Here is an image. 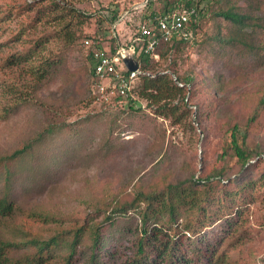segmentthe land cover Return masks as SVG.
<instances>
[{
    "label": "rangeland",
    "instance_id": "obj_1",
    "mask_svg": "<svg viewBox=\"0 0 264 264\" xmlns=\"http://www.w3.org/2000/svg\"><path fill=\"white\" fill-rule=\"evenodd\" d=\"M51 1L0 0V156L19 146L35 129L47 123L54 125L73 122L75 128V122L87 115L96 114L98 117L84 122L78 135L73 136L72 130L67 129L65 131L68 137L60 134L52 140H44L49 147L33 161L28 157L21 162L5 163L11 171H16L17 178L10 198L18 210L14 209L8 224L3 227L15 229L26 225L34 234L37 233L46 240L58 229L66 232L69 227L79 226L82 220L91 218L93 212L103 204L116 199L130 200L135 195L133 187L136 182L146 186L149 183L146 179L149 174L152 175V181L155 179L157 172L152 166L162 157L156 156L152 161L147 152L150 145L152 146V139L161 134V129L162 132L165 130L162 152L174 154V165H185V168L182 165L178 167L180 175L188 176L192 172L196 178L216 168L226 169L231 178L239 173L240 163L232 151H228L225 156L220 155L228 143L227 121H232L231 117L226 116L229 115L231 107L237 108L242 102L251 101L249 94L254 90L264 88L263 67L246 66L238 71L241 78L235 80L236 71L231 68V63L239 61L236 57L227 59L224 54L216 56L208 51L206 45L199 49L196 46L181 49L177 53L179 58L176 64L180 72L189 71L198 75L203 83L210 80L219 82L217 76L220 75L223 76L221 80L225 84L230 86L239 83L238 86L224 96L214 98L213 90L208 94L203 83L196 85L197 90L188 98L186 115L178 123L157 116L156 129L143 132L123 130L121 134L124 142L111 157L102 159L93 151L106 145L102 140L103 131L126 121L124 117L133 110L129 109L128 101L123 100L122 107L112 106L100 103L91 96L89 59L83 45L84 36L92 35L102 43H111L110 38L115 35L116 39L125 42L127 35L131 34L133 23L151 8L158 7L160 1L149 0L146 8L142 6L144 0H66L69 5L65 4L64 7L80 10V13L75 11L74 15L70 10H53L49 4ZM114 9H117V18L110 22L108 19ZM78 19L83 21L77 31L81 36L73 44L61 35L60 29L70 21L74 29ZM214 24V19L204 17L198 30L199 40L214 32ZM211 45L220 53L215 40H211ZM28 51L32 59L26 62L17 59ZM10 55H16L14 59L18 62L6 61ZM47 56L65 59L69 72L80 68L82 71L80 74L75 72L72 78L68 71H62L51 78H43L38 80L34 90L37 79L30 68ZM154 61L153 72L166 68L171 58L168 56L167 60H163L159 56L158 63ZM231 77H234L233 81L229 82ZM21 97L27 98L26 103H21L15 112L9 109L5 113L2 110L3 105L9 106ZM138 98L134 109L140 106L144 113L153 115L147 105L148 101ZM247 143L250 146L262 144L264 148V113L255 123ZM150 150L157 154L153 147ZM29 160L33 167L42 164L44 171L34 168L39 172L35 173L27 169ZM254 160L255 166L245 174V179L249 180L248 186L243 190L247 200L232 207L234 211L239 210L235 214L236 218H233L234 213L226 215L223 202L227 198L218 200L219 195L216 192L210 194L209 200L203 204L210 218L204 224L209 221L213 223L202 226L197 234H191L185 225L196 227L197 221L193 220V216L198 215L200 210L191 211L190 207L185 206L177 211L180 213L179 219L176 223H171L175 230L169 229L168 233L170 241H175L178 253L187 255L188 262L185 263L221 264L227 258L235 259L244 253V257L246 254L254 256L256 264H264V155L259 160ZM2 170L1 164L0 173ZM2 182L3 179L0 178V185ZM124 185L126 186L122 188ZM38 210L54 214V220L44 223L38 216H30ZM101 216H95V220ZM204 224L199 222L198 226ZM196 240L200 243H194ZM17 241L20 242L19 239ZM23 241L24 239L16 250L10 252L11 257L15 256L13 254L25 255L28 248ZM111 243L110 241L107 245L110 246ZM198 245H201V249L197 248ZM206 248L212 250L213 254L206 252ZM61 255V247L54 246L43 257L53 262ZM199 256H203L200 262Z\"/></svg>",
    "mask_w": 264,
    "mask_h": 264
},
{
    "label": "trees",
    "instance_id": "obj_2",
    "mask_svg": "<svg viewBox=\"0 0 264 264\" xmlns=\"http://www.w3.org/2000/svg\"><path fill=\"white\" fill-rule=\"evenodd\" d=\"M158 1L160 4L155 8H161V5L167 6L165 0ZM196 2L201 6V20L198 24L195 23L194 27H197V30L194 31L193 43L173 41L160 44L157 49L160 59L167 60L170 56L171 62L166 68L154 72L152 70L154 60L148 56H139L140 67L153 73V76L141 75L139 84L136 86V92L139 97L148 101L147 105L150 107V112L156 117L144 113L140 106L134 109L135 102L130 103L129 109L133 111L124 117L126 121L103 131L102 140L106 142V145L93 151V153L99 154L102 159L111 157L116 148L124 142L125 139L122 138L121 131L143 132L156 129L158 117L169 119L172 123H178L181 117L186 115L188 98L197 90L196 85L204 81L198 75H193L189 71L180 72L176 67L179 58L177 53L181 49L194 46L199 49L206 45L208 51L213 52L216 56L224 54L227 59L236 57V60L239 61L231 63V68L236 71L235 80L241 78L238 71L243 70L246 66L264 68V0H196ZM49 4L53 10H70L72 15L75 11L80 13V10L73 7H64L65 4L69 5L66 0H52ZM114 10L108 19L110 22L117 18V9ZM204 17L214 19L215 28L212 34L199 40L198 30ZM82 24L81 19L76 20V27L73 29L71 21L66 23L60 29L61 35L74 44L81 36L77 31ZM86 37L96 38L92 35L84 36V38ZM211 40L217 42L220 53L214 50ZM110 41L113 45L115 40L111 37ZM15 56H7L6 61L18 62L14 59ZM17 59L26 62L32 59V55L28 51L19 55ZM64 61L63 58L56 59L47 56L44 60H38L36 64L32 65L30 71L35 72L37 79L33 89L37 88L38 80L51 78L62 73V71H68L70 78L75 76V72L80 74L81 68L69 72V67ZM154 63H158V61L156 60ZM166 69L170 71L168 72ZM217 77L220 79L219 82L210 80L208 83H203L208 94L213 90L214 98L224 96L226 92L235 89L239 84L229 86L225 84L224 80H221L223 76L218 75ZM233 78L231 77L229 82H232ZM76 88L78 89V85ZM225 88L228 89L225 90ZM249 96L252 97V102L246 101L238 105L237 108L231 107L229 115L226 116L231 117L232 121H227L228 143L220 155L225 156L228 151L233 152L241 167V171L239 170L236 176L231 178V175L227 174L228 172L224 168L213 169L210 173L199 175L196 178L192 172L188 176L180 175L178 167L182 165L185 168V165L184 163L174 165V154L162 152L161 144L165 141V130L162 132L161 129V134L152 139V146L150 145L147 152L152 161L158 156L162 157L158 158L152 166V169L157 172L153 181L152 175L149 174L146 178L149 183L145 184L146 186L135 183L133 187V194L135 195L130 200L116 199L103 204L93 212L92 217L88 219L89 221L82 220L79 226L69 227L66 232L58 229L46 240L40 238L37 233L34 234L26 225L15 229L3 227L8 224L7 221L14 209L18 210L10 198L17 178L16 171H11L6 164L11 161L21 162L28 157L33 161L44 152V149L49 147L44 140H52L60 134H65L68 137V130H72L73 136L78 135L82 131L84 122L92 117H98V115L91 114L81 118L75 122V128L71 122L54 125L47 123L35 129L19 146L13 147L5 152L2 157L0 156V165L2 164L3 168L0 173V178L3 179L0 185V225L3 227L2 230L0 229V264H187L185 263L188 262L187 255L178 253L175 249V241H170L171 238L168 233L169 229L175 230L174 227H171V223L178 221L180 213L177 211L185 206L190 207L191 211L200 210L198 215L193 216V220L196 219L195 221H197V226L191 228L189 225H185L191 234H197L203 227L213 223V221H209L208 224H204L210 218L207 211L204 210L203 204L209 200L210 194L216 192L219 195L218 200L227 198L223 202L226 215L234 213L233 218H236L235 214L239 210L234 211L232 207L245 203L247 200L243 190L248 186L249 180L245 179V174L252 166H255L256 160L254 159L259 160L261 155H264L262 144L257 143L255 146H250L247 143L255 123L264 113V88L258 89V91L254 90ZM26 99L17 98L13 104L3 105L2 110L5 113H8L6 111L9 109L15 112L21 103H26ZM123 124L126 125L122 127ZM120 127H122L121 130ZM152 147L156 149L157 154L150 150ZM31 160L26 164L27 169L35 173L39 172L35 171L34 168H39L40 172L44 171L41 167L42 164L33 167V163H30ZM100 214L102 215L101 218L95 220V216ZM53 215L51 213L46 214L43 210L34 211L30 214L32 217L38 216L40 221L44 223L51 219L54 220L55 215ZM215 217L217 218V216ZM199 222L204 225L198 226ZM188 230L187 233L189 234ZM18 239L20 242L24 239L23 244L28 249L25 255L13 254L15 256L11 257L10 252L12 253L20 245ZM110 241L112 243L108 246ZM194 243H200V241L196 240ZM54 246L61 247L62 255L53 262L45 260L43 257L45 252H50V248ZM197 248L201 249V245H198ZM205 251L209 252L210 255L213 254L209 248H206ZM206 252H204V262ZM243 254L235 259L227 258L221 264H256L254 256L246 254L244 257ZM202 257L199 256V262Z\"/></svg>",
    "mask_w": 264,
    "mask_h": 264
},
{
    "label": "built area",
    "instance_id": "obj_3",
    "mask_svg": "<svg viewBox=\"0 0 264 264\" xmlns=\"http://www.w3.org/2000/svg\"><path fill=\"white\" fill-rule=\"evenodd\" d=\"M167 6L150 9L133 23L125 42L102 43L99 38L86 37L83 45L89 59V91L100 103L121 106L123 100H139L136 86L141 75L153 76L140 67L139 56L158 60L162 43L183 41L193 43L195 23L201 20V6L196 0H165ZM149 0L142 6L148 7ZM123 53L137 61V68L129 70L123 62ZM175 80V77H174ZM180 84V83H179Z\"/></svg>",
    "mask_w": 264,
    "mask_h": 264
},
{
    "label": "water",
    "instance_id": "obj_4",
    "mask_svg": "<svg viewBox=\"0 0 264 264\" xmlns=\"http://www.w3.org/2000/svg\"><path fill=\"white\" fill-rule=\"evenodd\" d=\"M123 62L129 70H134L138 66L136 59L126 53H123Z\"/></svg>",
    "mask_w": 264,
    "mask_h": 264
}]
</instances>
